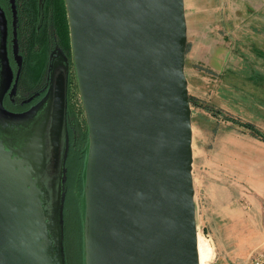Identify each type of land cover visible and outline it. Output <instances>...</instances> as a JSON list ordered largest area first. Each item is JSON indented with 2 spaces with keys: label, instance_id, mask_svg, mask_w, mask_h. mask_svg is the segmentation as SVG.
I'll return each mask as SVG.
<instances>
[{
  "label": "water",
  "instance_id": "water-1",
  "mask_svg": "<svg viewBox=\"0 0 264 264\" xmlns=\"http://www.w3.org/2000/svg\"><path fill=\"white\" fill-rule=\"evenodd\" d=\"M66 5L90 142L86 264H200L185 0ZM67 105L62 58L32 128L0 130V264H65Z\"/></svg>",
  "mask_w": 264,
  "mask_h": 264
},
{
  "label": "rangeland",
  "instance_id": "rangeland-1",
  "mask_svg": "<svg viewBox=\"0 0 264 264\" xmlns=\"http://www.w3.org/2000/svg\"><path fill=\"white\" fill-rule=\"evenodd\" d=\"M39 1L43 13L41 24H50L51 33L56 32L58 36L54 35L49 65L59 55L64 56L68 66L69 128L63 181V255L65 264H73L74 255L75 264H82L81 246L77 247L69 229V222H77L79 231H82L83 264H86L88 164L83 177L75 167V153L82 148L79 142L87 135L85 147H88L89 156L90 142L67 5L66 0H61L68 27L65 40L62 35L64 25L56 21L57 26H54L45 16L48 0ZM8 4L12 29L15 30L11 40L14 60L22 66L25 60L22 50L24 45L25 49L29 45L22 39L20 48L14 0H9ZM185 6L188 24L185 72L192 108V174L198 233L211 248L206 264H216L217 261L218 264H250L264 251V195H257L258 184L264 183V136L247 126L252 125L264 133V0H185ZM8 19L0 4V130L20 134L30 130V125L45 110L51 75L46 71L42 82L32 84L34 81L28 79L27 85L16 87V77L26 73L31 66H25L22 73L20 70L14 72L9 55ZM28 51L27 60L33 55L30 49ZM41 52L37 55L41 56ZM41 93L43 95L39 98ZM5 103L12 109L31 105L25 111L13 112ZM74 132L76 142L73 146ZM70 213L74 214L70 216Z\"/></svg>",
  "mask_w": 264,
  "mask_h": 264
},
{
  "label": "trees",
  "instance_id": "trees-1",
  "mask_svg": "<svg viewBox=\"0 0 264 264\" xmlns=\"http://www.w3.org/2000/svg\"><path fill=\"white\" fill-rule=\"evenodd\" d=\"M14 3H15L14 4V10H15V13L17 16V22L24 23L26 26V29H27V32L25 33V37L22 39H25V40L28 39L29 40L28 48L33 52L32 57L29 60H27V66H31V67H29V70L26 73H22L16 77V87H17L19 84L27 85L28 79H31L32 81H34L32 84L43 80V78L45 77L46 71H47L46 68L48 66L47 64H48L49 58L46 55L42 56V54H41V56L40 55L38 56L37 54L38 53L40 54V49H43V50L48 49L49 45H48V42L46 39L47 33H44L41 30L42 24L40 22V20H41V16H40L41 7L39 5L40 1L39 0H14ZM46 12L47 13L45 16L48 18L49 22L54 24L57 21V24L59 23L61 25H64L65 29L63 30L62 35H63L64 39L67 40V37H68L67 29H68V27L65 24L67 22V19L65 16L66 12L64 10V6H63V3L61 2V0H48ZM42 16H43V13H42ZM57 24H54V26H57ZM48 25L50 26V24H48ZM52 34H54V35H56V37H58L56 32H53ZM54 35H53V38H54ZM40 46H41V48H39ZM47 46H48V48H47ZM35 49H36V51H35ZM42 62H43V65H42ZM38 63H41L40 67L38 66ZM36 64H37V66H36ZM40 69H42V71H40ZM42 95L43 94L41 93L39 95V98ZM5 104H7V103H5ZM14 106H16V105L14 104ZM18 110H21V109H18ZM247 126L249 128H251L257 134L264 136V133H261L254 126L249 125V124H247ZM68 128L69 127H68V123H67V130H68ZM70 133H71V130H70ZM74 135H75V138L73 140V146H74V142H76V133L75 132H74ZM86 141H87V135H86V137H84L79 142V146L81 145L82 148L75 153V155H76L75 159H76V163H77V165L75 164V167H77L79 169L80 175H82L83 177L85 175V169H86V165H87V156H88V147L87 148L85 147ZM83 207H84V205H83ZM73 214L74 213H72L70 216H72ZM69 229H71L70 233L72 232V235L75 237L77 247L79 248V246H81L79 252H80V256L82 257V264H83L84 261H83L82 231H79L80 229L77 225V222H75V223L69 222ZM77 238H79V240ZM77 247L75 249H78ZM74 258H75V255L72 258L73 264H75Z\"/></svg>",
  "mask_w": 264,
  "mask_h": 264
},
{
  "label": "flooded vegetation",
  "instance_id": "flooded-vegetation-1",
  "mask_svg": "<svg viewBox=\"0 0 264 264\" xmlns=\"http://www.w3.org/2000/svg\"><path fill=\"white\" fill-rule=\"evenodd\" d=\"M9 0H0V4H1V6L3 7V9L5 10V12H6V14H7V16H8V22H9V26H10V30H9V55H10V59H11V65L13 66V69H14V72H19V70L21 71V73L23 72V68L25 67V66H27V59H26V53L27 52H29L28 51V49L29 48H26L25 49V45H24V49L22 50V54H23V56H24V61H23V65L22 66H19L16 62H15V55H14V52H13V43L11 44V40H13V36H14V34H15V30H13L12 29V23H11V13H10V6H9ZM40 16H42V11L40 10ZM49 28H51L47 23H45V25L43 26L42 25V27H41V30H42V32H44V33H47V42H48V45H49V48L48 49H40V52H41V50H43L41 53L43 54V56H47L48 58L50 57V54H51V52L53 51V49H52V44H54V42H55V39L53 38V35L54 34H52L51 33V31H50V29ZM16 31H17V40H19V46H20V48H21V41H22V38H24L25 37V33L27 32V29H26V26H25V24L24 23H19V22H17V27H16ZM46 36V35H45ZM24 40V44H25V41H26V44L29 42V40L27 39V40H25V39H23ZM62 43L64 42L63 40L61 41ZM61 42H60V44H61ZM11 45V46H10ZM64 45V44H63ZM58 46V45H57ZM62 46V45H61ZM19 49V48H18ZM24 51V52H23ZM62 58H64V56H56L55 58H54V60L53 61H51V65H49L50 64V60L48 61V69H47V73L49 74V72H50V75H52V70H53V65H54V63H55V61H59V60H61ZM65 59V58H64ZM65 64L67 65V63H66V60H65ZM17 66V67H16ZM21 67V68H20ZM50 85H51V82H50ZM9 99H11L10 97H9ZM15 100H16V98H15ZM28 104H30L31 105V103H28ZM30 105L27 107V106H25V107H22V108H20L21 110H16V109H12L8 104H6V107H7V109L8 110H10V111H13V112H22V111H25V110H27L29 107H30ZM22 106H24V105H22Z\"/></svg>",
  "mask_w": 264,
  "mask_h": 264
},
{
  "label": "bare ground",
  "instance_id": "bare-ground-1",
  "mask_svg": "<svg viewBox=\"0 0 264 264\" xmlns=\"http://www.w3.org/2000/svg\"><path fill=\"white\" fill-rule=\"evenodd\" d=\"M204 238L198 233V252H199V262L200 264H206V258L208 257V252L210 247L206 244Z\"/></svg>",
  "mask_w": 264,
  "mask_h": 264
},
{
  "label": "built area",
  "instance_id": "built-area-1",
  "mask_svg": "<svg viewBox=\"0 0 264 264\" xmlns=\"http://www.w3.org/2000/svg\"><path fill=\"white\" fill-rule=\"evenodd\" d=\"M250 264H264V251L259 256L254 257Z\"/></svg>",
  "mask_w": 264,
  "mask_h": 264
},
{
  "label": "crops",
  "instance_id": "crops-1",
  "mask_svg": "<svg viewBox=\"0 0 264 264\" xmlns=\"http://www.w3.org/2000/svg\"><path fill=\"white\" fill-rule=\"evenodd\" d=\"M186 7V6H185ZM263 175H264V170H262ZM264 177V176H263ZM257 195L258 197H261L260 195H264V183H259L258 184V190H257ZM264 197V196H263ZM219 261H217L216 264H218Z\"/></svg>",
  "mask_w": 264,
  "mask_h": 264
}]
</instances>
